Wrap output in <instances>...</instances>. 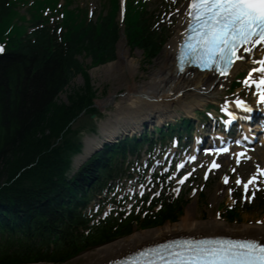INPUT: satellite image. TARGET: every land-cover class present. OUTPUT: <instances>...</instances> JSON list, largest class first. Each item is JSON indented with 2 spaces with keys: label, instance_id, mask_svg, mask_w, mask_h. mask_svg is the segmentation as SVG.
<instances>
[{
  "label": "trees",
  "instance_id": "16d2710c",
  "mask_svg": "<svg viewBox=\"0 0 264 264\" xmlns=\"http://www.w3.org/2000/svg\"><path fill=\"white\" fill-rule=\"evenodd\" d=\"M57 1L0 0V45L5 49L0 54V264H62L135 229L175 222L187 203L185 191L152 198L145 194L130 209L124 200L112 198L115 207L107 215H99L101 207L86 211L108 181L127 173V154L149 141L143 134L141 140L104 144L72 172V157L82 147L78 121L87 116V129L96 131L91 115L100 113L93 106L100 90L88 69L114 60L122 36L131 49L152 60L164 34L141 0L127 1L122 27L118 0H107L94 18L79 6L78 12L70 11L71 0L60 6ZM20 2L28 18L19 13ZM55 13L62 17L50 21ZM76 76L83 82L70 85ZM64 91L67 100L59 101ZM188 122L182 118L180 124ZM172 127L159 133H171ZM158 176L153 173V181ZM257 198L264 205V191ZM238 208H224L221 217L237 220Z\"/></svg>",
  "mask_w": 264,
  "mask_h": 264
},
{
  "label": "rangeland",
  "instance_id": "374dc122",
  "mask_svg": "<svg viewBox=\"0 0 264 264\" xmlns=\"http://www.w3.org/2000/svg\"><path fill=\"white\" fill-rule=\"evenodd\" d=\"M183 1L185 0H145L146 10L148 12L154 13V15L156 16L160 24L159 27L164 33V39H165L164 44L161 47L160 51L152 60L147 61L146 59H144V57L141 54V50L135 49V48L130 49V47L127 46L126 40L122 36L119 39L117 49L118 51L120 47H123L125 50L128 49L131 55L134 56V58L136 59L135 63H138V68L135 70V72L131 73L129 72L128 69H123L124 75L122 73L120 74V72L118 71L119 70L118 65L120 62L118 51H117V56L114 60L107 61L103 64H98L88 69L89 76L93 79L95 85L99 87V90H100L99 95L97 96L98 99L96 98V102L99 104H104V106H101L100 113L98 114L96 120L93 122V124L96 126L97 131L99 129V123L101 122L104 123V126L114 125L115 124L114 123L115 113L119 116L125 115L121 113L120 107H119L120 105H118L119 102L121 103V98L123 97V95L125 96L126 91L130 90V87L133 83H141L143 80H148L149 75L156 69V63L159 61V59L164 57L165 51L167 50L168 43L171 40V38L176 34L177 29L179 27L178 25L179 18H180L179 13H180V7ZM106 3H107V0H71L67 8L71 9L70 11L72 12H78L77 10L78 6L83 7L81 8L83 12H84V7H86L87 11L88 9L90 10L93 9L94 11L93 17H95L99 11L104 10L106 8ZM21 4L22 2L18 3V6H17L18 11L21 15L24 14L26 17L28 13L25 11L26 10L25 7L22 6ZM14 21L16 23H19L17 19H15ZM25 24L28 25L27 22ZM259 55L261 54L257 53V56H254V62L260 59ZM86 61H87L86 63L88 64L89 60L87 59ZM114 62L116 63L112 66L113 70L110 68H108L107 70L101 69L102 66H105V65H108ZM249 66H253V63H249V64L246 63V66L242 68L247 69ZM242 68H240L238 71H240ZM250 71L251 69L249 67L246 71V74H249ZM236 73L232 74L229 77L228 81L223 85L222 88H220V90L217 89V92L214 94V97L213 96L208 97L206 98L207 100L205 99V100L200 101L196 99L194 96H189L187 100L184 102V104H187L186 106H188L187 110L197 109L196 116L200 118L201 116H203L200 109L204 106L205 102H208V101H210V103L214 102L217 105H219L218 106L219 109H222L224 107L225 100H230V99H235V98L236 99L237 98L238 99H242V98L252 99V93L250 92L251 87L243 83L245 76L242 75V73L239 74L240 77L238 80L240 86L236 88L234 91L229 90V86L231 82H233V80L235 79L234 75ZM82 82H83L82 76L80 77L76 76L70 82V85H78ZM111 95L113 96L112 99H110ZM190 97L194 99H191ZM58 100L59 101L67 100L65 91L59 94ZM209 105L206 107L208 109H205V111H207L209 115H213V114L219 115L220 114L219 110H216L215 108L214 109L210 108ZM172 109L173 110H171V114L174 112L175 114L178 115V113L182 111V113L185 112V113L193 115L192 113L193 110L191 113H189V111H186L184 106H175V107H172ZM198 110L200 112H198ZM78 124L83 126V131L81 134L82 137H84L85 135H89V136L93 135V133L87 129L89 125V118L87 116H84L83 118H81L78 121ZM100 131H101V128H100ZM158 149L160 148H157L154 151V155L152 156V159H153L152 169L158 168L161 171L167 170L168 163L165 164L163 161L168 151L170 155L175 153L176 151L175 144L174 142L169 144L167 150L163 154L162 153L158 154L157 153ZM171 149L173 150V152H170ZM180 150L181 149H179V151ZM183 150L184 152L186 151V149H183ZM242 150H246V152L244 156L239 157V160H240L239 164H237L236 162L237 157H235L234 155L235 152H233L232 154L228 153L227 155L221 157L220 159H215L217 160L216 161L217 164L220 165V167L215 168V169H209L210 163L208 162L209 158H207V155H204V157L201 160H199L198 162L186 168L185 166H183V168L178 169L177 165L180 164L181 159L183 158V154H179L180 155L179 160L175 162L176 164L173 167V171L171 172V175H170V180L172 183L171 185H168L167 188H165L166 194H170V193L175 194V193H180V192L185 191V197L187 198V203L185 204L181 215L178 217V219L175 222H177L179 218L185 213V209L190 204H192L194 217L197 220H206V219L211 218L212 216H218L230 226H235V225L238 226L243 223H257V221H261L262 223L260 224H264V205H259L258 200H257L258 193H260L261 190H264V177H259V174L257 172V168L264 169V146L258 145L254 148V150H249V149H242ZM170 155L168 157L172 156ZM145 159H146V155H144L142 159L137 161L135 165L130 169V171H132L134 175L137 174V170L140 168V165L144 163ZM73 169L76 170L74 166H73ZM205 172L208 173L207 179L204 178ZM188 173H192V175L188 176V178L184 181L183 184H180L179 180L183 178L184 176H186ZM252 175H257L259 177L258 187L260 190L255 191L254 187L250 188L248 196H252L253 191H255V196L249 201L244 198L242 184L240 186L236 185V179L240 178L243 183V182H246ZM225 176L228 177V183H224ZM141 186L142 185L137 186L135 179L131 178L127 181L124 180L123 185L120 186L119 189L122 190V193L128 192L130 194L132 190L134 192L139 193L141 190ZM240 188L242 190V195L239 193V198H237L236 195L238 194V192H240ZM229 189H232L231 194L229 193ZM162 190L163 188L160 185H158L156 189L154 190V192L158 193V192H161ZM127 203L129 204V202ZM248 203H250V205ZM92 204L93 202L89 206H92ZM233 204H239L238 219L233 220L232 222H228L224 217H221V215L224 212L223 210L224 208L232 206ZM248 206L251 209H249ZM109 207L110 206L108 204L105 207L104 211H107ZM175 222L167 221L160 226H156L152 228L161 227L165 225L166 223L173 224ZM148 229H151V228H148ZM140 230L142 229H137V230L135 229L133 232L140 231ZM143 230H146V229H143ZM127 236H124V237H127ZM96 247L85 249L79 254H77L74 258L70 259L68 262H65L62 264H81L84 261L82 254L88 251H93Z\"/></svg>",
  "mask_w": 264,
  "mask_h": 264
},
{
  "label": "snow or ice",
  "instance_id": "6c2138e0",
  "mask_svg": "<svg viewBox=\"0 0 264 264\" xmlns=\"http://www.w3.org/2000/svg\"><path fill=\"white\" fill-rule=\"evenodd\" d=\"M185 16L187 26L182 33L178 56L181 68L191 63L202 69L214 68L220 75H226L236 61L244 59V53H250L258 45L264 46V0H189ZM4 51L0 45V54ZM255 63L264 65V60ZM253 73H260L259 79H245L243 83L255 85L259 102L264 103V66L252 68L249 78ZM236 106L251 111L243 101H237ZM236 155L239 164V157L245 154ZM181 167L183 165H177L178 169ZM218 167L215 161L209 165V169ZM257 172L259 177H264V169L257 168ZM191 175L188 173L179 183L183 184ZM259 177L252 175L243 183L240 178L236 179L237 186L242 184L245 199L250 201L255 191L260 190ZM204 178H208L207 172ZM224 183H228L227 176ZM253 187L255 191L248 196ZM110 264H264V242L249 238L180 239L138 250Z\"/></svg>",
  "mask_w": 264,
  "mask_h": 264
},
{
  "label": "bare ground",
  "instance_id": "6f19581e",
  "mask_svg": "<svg viewBox=\"0 0 264 264\" xmlns=\"http://www.w3.org/2000/svg\"><path fill=\"white\" fill-rule=\"evenodd\" d=\"M188 2L189 0H185L181 4L178 22L179 27L178 29L176 28V34L174 36L172 35L173 37L168 43L164 57L159 59L156 63V69L149 75L148 80H143L141 83H133L130 90H127L125 96L123 95L121 98V103H118L121 113L125 115L119 116L115 113V116L113 115L115 117V124L112 126H104L103 122L99 123L102 137H84L82 151L73 157L74 167H77L84 161L95 147L100 146L103 139L117 138V135L125 132L124 130H128L129 128H132L129 132L134 131V128L138 126V119L147 117L150 119L153 116L158 120L164 119L165 117L167 118L174 114V112L171 114V110H173L172 107L175 106H184L186 111H189V113L192 112L191 109L187 110L188 106L184 104L189 96H194L200 101L208 97H214L217 89L220 90L232 74L246 66V63H252L251 59L254 58L256 53L260 52L261 55L263 54L264 46L258 45L256 48H253L250 53H244V59L236 61L226 75H220L206 70L199 71L191 68H186L182 72H178L175 63V55L187 22L185 12ZM118 56L120 58L118 65L120 74L122 73L124 75L123 69H128L131 73L135 72L138 68V63H135L136 59L131 55L128 49L125 50L123 47H120ZM261 60L262 59H259L258 61ZM115 63L116 62L102 66L101 69H112ZM252 68L253 67L250 66V69ZM260 75V73H253L252 77L249 78L248 74H245V79H250V81L251 79L258 80ZM211 85L213 86L210 87ZM248 86L251 87L250 92L255 95L254 99H256L258 93L255 85H252L250 82ZM237 101L243 100L238 98L230 99L226 107V112L230 113L234 110V105ZM243 102L247 103L246 101ZM160 116L162 118H159ZM213 235L264 240V224L243 223L238 226H230L218 216H212L206 220H197L194 217L193 206L190 204L177 222L173 224L166 223L157 228L135 231L127 237L98 246L93 251L82 254L84 261L81 264H106L142 246L176 236L197 237ZM28 264L54 263L36 262Z\"/></svg>",
  "mask_w": 264,
  "mask_h": 264
},
{
  "label": "water",
  "instance_id": "95a60500",
  "mask_svg": "<svg viewBox=\"0 0 264 264\" xmlns=\"http://www.w3.org/2000/svg\"><path fill=\"white\" fill-rule=\"evenodd\" d=\"M112 97H113V96L111 95V96H110V99H112ZM103 100H104V99H103ZM103 100H101V101H103ZM101 101H99V102H101ZM94 105L97 106V107H99V108H101V106H104L103 104H99V103H97V102H95ZM94 116H95V114H92V117H94ZM96 149H97V148L95 147V148L93 149V151H91L89 154H92L94 151H96ZM89 154H88V155H89ZM88 155H87V157H88Z\"/></svg>",
  "mask_w": 264,
  "mask_h": 264
}]
</instances>
